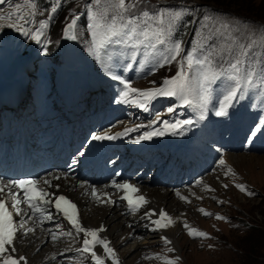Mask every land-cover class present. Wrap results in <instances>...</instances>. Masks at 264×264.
I'll use <instances>...</instances> for the list:
<instances>
[{"label":"snow or ice","instance_id":"obj_1","mask_svg":"<svg viewBox=\"0 0 264 264\" xmlns=\"http://www.w3.org/2000/svg\"><path fill=\"white\" fill-rule=\"evenodd\" d=\"M144 3L146 0H91L85 6L87 24L81 25L79 23L81 14L72 12L70 13L72 18L63 28L62 35L65 40L76 41L80 38L82 28L89 34L88 54L101 64L113 80H117L122 85L117 103L136 106L148 112L156 99L166 97L174 98L182 106L192 107L198 113L196 120L182 119L174 122L162 121L161 116L157 114L153 125L162 123L163 128L157 130L153 127L152 131H145L135 138L133 143L139 144L165 134L182 135L188 127L206 118L210 105L216 117L225 118L229 116L230 109L246 95L264 92V29H256L248 33L246 30L242 31L241 24L217 19L215 13L205 14L201 18L199 35L194 41V47L184 53L182 41L174 39V34L183 17L191 10L185 7L172 9L156 6H153L154 10L141 9L140 5ZM61 4L62 0H52L50 9L46 10L48 19L40 20L38 27H35L37 15L44 14L43 11L38 10L36 0H25L24 3L0 0V5H7L6 11L0 9V32L6 28L17 32L41 45L43 55L47 56L51 41L46 38L45 30ZM138 57L142 58L144 64L151 65L150 71H153V74H155L154 70L171 66L172 63H178L179 67L174 77L162 80L161 86H155L156 82L151 81L153 87L142 90L133 87L129 81L112 71L114 67L121 65L125 68L131 67L132 63L125 61L137 62ZM217 88L221 89L219 93L216 92ZM174 111L172 107L167 109L168 113ZM140 127L142 125L125 128L124 131L116 132L114 135L109 132L94 134L91 139L113 141L139 131ZM262 131L264 124L255 128L250 135L255 138ZM219 165L226 167L227 173L235 175L233 169L227 166L225 159H220ZM61 177L67 178V174L62 173L54 178L58 180ZM78 186L86 187L83 183ZM234 186L250 198L255 196V193L243 183ZM51 187L59 188V185H53L52 181L46 178L42 181L0 180V264H21L22 261L23 264H28L26 257L14 258L9 253L17 252L14 245L19 242L18 233L22 238L27 239L29 234L35 235L36 228L42 229L45 222L53 220V216L49 214L50 207H54L62 214L73 230L59 231V225L56 231L42 229L50 236L51 242L55 243L63 236L74 237L79 241L82 233L84 237L82 246L75 249L82 257L90 254L94 264H105L104 257L94 250L99 245L112 264H120L116 251L110 246L111 242L99 237V233L107 229L103 225L98 229L83 226L78 206L64 195L49 192L48 188ZM87 187L90 188L91 199L98 206L117 203L107 193H100L95 187ZM111 187L124 193L120 199L127 202L131 215H136L149 203L144 195L138 194L140 189L131 183L114 181ZM204 187L208 191H215L208 185ZM222 187L227 189L228 185ZM133 194L138 195L134 197ZM176 195L181 200L190 202L180 193ZM196 198L203 199V197ZM218 203L223 204L224 201ZM197 210L205 217L213 216L203 208ZM14 217L20 219L17 221ZM142 218L149 221L145 227L154 226L149 227L150 231H166L174 226L173 217L163 209L158 214L154 210L146 211ZM215 219L226 221V217L221 215H215ZM128 227L131 228L132 225ZM183 227L192 239H212L208 233L189 227L187 222L183 223ZM129 239H142V237L130 233ZM161 240L163 245L169 246L167 247L169 253L175 252L170 246L173 244L171 239L162 236ZM209 248L211 249V246ZM68 250L71 249L65 251ZM156 258L163 259L164 264H178L180 260L178 256L175 260L159 256Z\"/></svg>","mask_w":264,"mask_h":264},{"label":"rangeland","instance_id":"obj_2","mask_svg":"<svg viewBox=\"0 0 264 264\" xmlns=\"http://www.w3.org/2000/svg\"><path fill=\"white\" fill-rule=\"evenodd\" d=\"M146 1H148L146 6L140 5L141 9L148 8L149 10H154L153 6L172 9L185 7L190 9L189 14H193L197 18V20L195 19L197 22L195 31L198 35L201 18L205 14L213 13L217 14V19L228 20L233 24H241L242 31L246 30L248 33L256 29H264V0ZM13 2L24 3L25 0H14ZM84 2L86 1L68 0L67 4H72V7H74L72 8L73 11H78L85 6ZM63 15V18L61 15V19L58 22V31L72 18L67 11ZM39 17H43V15ZM39 21H37L35 27H38ZM54 35L55 33H53V37ZM19 41H21L20 45L22 48L29 46V39L20 40V34ZM31 42L34 43L33 41ZM6 46V44L1 45V48L5 49ZM50 55L52 53L48 52L47 58H38L35 62L39 66L37 68L38 79L45 74L49 75L50 66L53 64L50 60ZM64 59L68 64L79 65L78 61L75 62L76 59H79L75 48L69 49ZM178 66V63H172L168 67L174 71ZM165 76H169L166 71L158 74L155 78L157 80ZM255 108L254 112L253 110H247V117H244L241 122L233 124V129L229 134L231 142H229L228 149L231 151V154H244L245 156L251 154L261 160L264 159V131L257 134L255 138L250 133L255 128L260 127L261 124H264V92L258 93ZM249 115H252V117L248 119ZM190 141H193L195 145L198 144V141L195 139L190 138ZM233 165L235 167V170H233L235 175L227 173V168L220 166L218 161V164L209 172V175L214 177V184L219 186L214 187L213 184L205 181L201 185V193H198L199 197H203V199H195L196 195H193V202L188 203L183 201L184 204L181 206L184 212L179 211L181 212V216H183L181 219L183 221L179 224L180 231L176 238L177 247L179 246V248L177 249V247L175 248L170 245L175 249L174 253L167 251V247L169 246L163 245L161 238H158L157 234H153L152 238L150 234L153 232H144L145 234L143 233L142 239L125 241L117 248L121 264H164V260L157 259V256L172 260H175L178 256L180 257L178 264H264V166L252 165L250 169L244 160L238 161V163H234ZM227 166L230 167L229 165ZM216 175L219 176L220 180H217L218 177ZM240 183L245 184L255 193V196L250 198L246 194L241 193L234 186ZM225 184L228 185L227 189L222 187ZM205 185L212 187L215 191L206 190ZM221 200L224 201L223 204L218 203ZM191 206L193 214L192 210L190 211ZM199 208L205 209L212 213L213 216L205 217L197 210ZM215 215L226 217V221L216 220ZM184 221H188L189 227L208 233L212 239L190 238L183 227ZM149 237L151 238L148 239ZM145 241L155 242L143 244ZM133 243L141 244V251L137 252L136 255H125L124 251L131 248ZM209 246H211V249ZM44 248V245H42L41 249L43 250ZM146 257L153 258L149 259ZM87 258L89 257L87 256ZM83 259L84 257H82V261ZM86 262L90 263L89 260Z\"/></svg>","mask_w":264,"mask_h":264},{"label":"bare ground","instance_id":"obj_3","mask_svg":"<svg viewBox=\"0 0 264 264\" xmlns=\"http://www.w3.org/2000/svg\"><path fill=\"white\" fill-rule=\"evenodd\" d=\"M8 32L11 33V35H13V33L15 34L17 33L11 29L6 28L3 32H0V38H2L3 36V39H5L6 33ZM26 55H28V53H26ZM151 141L154 142L153 140ZM200 153H203V152H200ZM218 154L219 156L221 155L220 153H217V155ZM224 154L225 155L223 159L227 161V165H229L233 170H235V167L233 164L238 163V161H243V160L245 161L248 168L250 169L252 165L253 166H264V159L260 160L255 155L250 154L249 156H245L244 154H234V153L233 154L224 153ZM198 175L199 174L197 173L195 174V178H194L195 182L198 181L197 180ZM217 177H218L217 180H220L219 176ZM206 181L213 184L214 187L219 186V185L216 186V184H214L215 182L214 177L208 176L206 178ZM53 184L59 185V188L61 190L65 191L71 198L77 201L75 203L81 209L80 219L85 227L95 229L103 225L107 229V231L99 233V237L109 240L111 242L110 246L113 247L115 251L125 241L136 240V239H129L130 233L133 236L142 237L143 233L146 232V230H148L149 227H154L153 225H149L148 228L145 227V225L148 222L146 219H143L142 217L146 211L154 210L157 213L158 210L160 211L161 209L165 210L171 217H173L174 226L169 227L166 231L162 230V233L160 232L159 234H157L158 235L157 237L159 238L162 236H167L169 239L173 241L172 246L175 248L177 247L176 238L178 237V233L180 231L179 224L183 221L181 220L183 216H181L180 214L181 212L179 211H182V213L184 212L183 207H182L183 205L182 203L178 201V198H177L178 196L176 195V193H181L180 187L171 188L170 186H168L164 190L160 191L154 187H151L148 183L144 181L142 183V192L146 191V199L149 201V205H148V209L141 211L142 216H140L138 220H135V218H130L124 215L123 212H121V209L120 208L118 209L115 206H109V205L98 206L91 199L90 193L87 192L86 187L80 188L78 184L75 183L73 180H70V179L58 180L56 183H53ZM193 191H195L194 192L195 194L201 193L200 190H197L196 188H194ZM86 192L88 193L87 195L85 194ZM199 194L195 196V199L196 197H199ZM202 195H205V194H202ZM184 207H186V205H184ZM191 210L193 214L194 212H193L192 206L190 208V211ZM177 212L179 213L177 214ZM14 219L18 221L20 218L14 217ZM128 225H132V227L129 228ZM39 235H40V238H38ZM17 236H18L19 242L14 245L17 249V252L9 253V254L13 255L14 258H18L19 256L26 257L28 264H58L60 258L56 256V253L59 251L68 253V251H65V250L69 249V246L66 248L63 247L64 245L54 247L55 246L54 244L56 243H50L48 239L44 238L42 233L39 234L38 232H35V235L29 234L27 239L22 238L20 236V233H18ZM83 238L84 237H80L79 242L82 243ZM150 238L151 237H149L148 239ZM152 238H153V235H152ZM154 242L155 241H152V242L145 241L143 244H152ZM42 245H44L45 247L43 250L41 249ZM178 248L179 246L177 247V249ZM96 251L99 255L106 258V262H107L106 264H112V261L108 259L106 254L103 253L102 246ZM140 251H141V244L133 243V246L127 249V251H124V254L127 256H131V255H136L137 252H140ZM53 257L55 258L53 259ZM118 259L120 261V258ZM21 264H23V261L21 262Z\"/></svg>","mask_w":264,"mask_h":264}]
</instances>
